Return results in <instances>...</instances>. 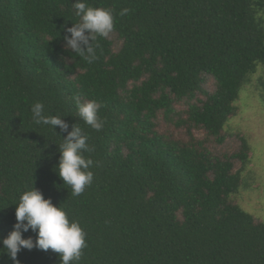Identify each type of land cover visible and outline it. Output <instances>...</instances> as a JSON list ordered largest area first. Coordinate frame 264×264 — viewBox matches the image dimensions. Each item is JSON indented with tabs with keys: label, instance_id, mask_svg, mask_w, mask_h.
I'll use <instances>...</instances> for the list:
<instances>
[{
	"label": "trees",
	"instance_id": "16d2710c",
	"mask_svg": "<svg viewBox=\"0 0 264 264\" xmlns=\"http://www.w3.org/2000/svg\"><path fill=\"white\" fill-rule=\"evenodd\" d=\"M75 2L0 0V240L34 186L86 232L79 264H264V222L233 198L252 149L226 129L264 67V0H86L131 10L91 65L65 47ZM76 96L103 105L101 131L79 119ZM35 102L89 136L99 166L79 197L55 171L66 133L35 125ZM2 249L0 264H14ZM17 260L60 264L36 248Z\"/></svg>",
	"mask_w": 264,
	"mask_h": 264
},
{
	"label": "clouds",
	"instance_id": "9594fccd",
	"mask_svg": "<svg viewBox=\"0 0 264 264\" xmlns=\"http://www.w3.org/2000/svg\"><path fill=\"white\" fill-rule=\"evenodd\" d=\"M72 8L79 19L66 29L65 47L91 65L98 60V40L110 39L115 31L116 16H126L131 10L124 8L114 13L111 8L92 7L86 0H76ZM73 99L79 119L92 130L101 131L105 125L99 114L103 105L96 100L81 102L79 96ZM30 111L35 125L48 127L58 137L57 126L60 133H66L63 139L60 138L62 143L58 147L60 156L55 171L64 182L63 186L71 188L72 196H81L93 183L94 174L90 169L99 166L98 161L85 155L94 151L88 143L89 136L78 124L72 125L69 131V124L61 116L47 113L42 102L32 104ZM15 218L17 222L13 231L0 240L2 250H6L14 264H19V252L33 248L58 253L60 264H79L84 249L88 247L87 234L79 221L70 220L62 204L54 205L33 186L20 195L19 202L15 204ZM29 230L36 234L35 241L32 237L22 238V233Z\"/></svg>",
	"mask_w": 264,
	"mask_h": 264
},
{
	"label": "rangeland",
	"instance_id": "374dc122",
	"mask_svg": "<svg viewBox=\"0 0 264 264\" xmlns=\"http://www.w3.org/2000/svg\"><path fill=\"white\" fill-rule=\"evenodd\" d=\"M238 114L226 129L241 132L251 146V163L243 175L241 187L233 198L238 206L264 222V67L250 78L235 102Z\"/></svg>",
	"mask_w": 264,
	"mask_h": 264
}]
</instances>
